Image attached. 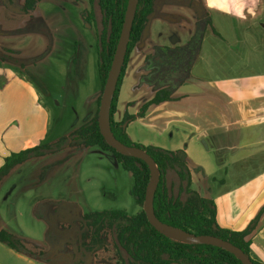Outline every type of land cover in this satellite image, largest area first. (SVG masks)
Returning a JSON list of instances; mask_svg holds the SVG:
<instances>
[{
  "label": "rangeland",
  "instance_id": "374dc122",
  "mask_svg": "<svg viewBox=\"0 0 264 264\" xmlns=\"http://www.w3.org/2000/svg\"><path fill=\"white\" fill-rule=\"evenodd\" d=\"M23 1L0 0V88L10 89L0 108V122L6 137L15 132V143L5 146L6 157L69 136L96 114V99L101 94L98 23L92 21L86 27L83 18L90 11L88 0H42L30 13L21 11ZM197 3L201 17L204 9ZM184 6L177 4L172 12L168 7L162 10L177 21L169 22V27H155L147 45L167 40L182 43L185 33L195 32L193 17L197 12ZM208 49L203 53L204 63L194 72L205 81L220 80L221 55ZM135 77L117 104L118 118L135 116L125 128L127 136L135 144L175 151L182 139L177 124L149 125L146 112L138 117L142 106L153 98L155 87L140 78L141 89L131 92ZM213 177L199 174L195 188L204 195L211 186L219 190L221 185ZM241 177L234 180L250 176ZM131 189V174L97 146L66 147L32 157L0 178V229L29 249L37 245L47 250L48 223L36 214V206L49 203L47 217L55 232L53 243L59 253L72 257L80 234L78 215L103 210L135 215L140 207ZM108 250L95 254L96 264H117ZM4 262L22 264L8 258Z\"/></svg>",
  "mask_w": 264,
  "mask_h": 264
},
{
  "label": "trees",
  "instance_id": "16d2710c",
  "mask_svg": "<svg viewBox=\"0 0 264 264\" xmlns=\"http://www.w3.org/2000/svg\"><path fill=\"white\" fill-rule=\"evenodd\" d=\"M42 0H24L21 11L30 13ZM171 4H181L197 12L198 23L190 40L181 47H157L154 55L147 56L149 69L142 80L155 87L152 99L146 102L138 117H143L151 106L170 101L173 93L190 78L204 33L210 27L211 19L197 0H165ZM162 0H138L127 52L111 100L108 122L112 135L128 147L145 151L155 162L159 179L152 205L156 218L162 223L197 236H211L227 241L248 256L252 264H264L251 257L250 242L246 236L254 229L257 218L244 231L221 228L216 222V205L213 200L201 197L191 188V173L184 150L169 151L155 146H144L130 141L125 128L135 116L126 114L122 121L114 120L120 87L128 57L134 47L148 35L153 18L169 16L160 13ZM90 11L83 14L86 23H98L97 32V72L101 84V94L105 85L112 59L122 30L128 0H88ZM199 15V16H198ZM101 94L97 97V112L92 119L74 130L69 136L53 144L26 148L6 157L0 167V178L12 167L32 157H41L66 147L97 146L108 152L111 159L121 165L132 176L131 195L140 211L130 215L124 210H103L79 214V237L72 257L59 253L53 243L52 224L48 220L50 205L38 203L36 214L48 223L46 240L48 249L33 245L27 248L20 239L0 229V243L17 253L44 264H96L95 254L112 253L117 264H243L233 253L210 244H188L172 240L156 230L144 212L145 196L150 180L146 163L138 158L123 155L109 146L100 133L98 109ZM59 204V203H58ZM71 207V205H68ZM81 231V232H80Z\"/></svg>",
  "mask_w": 264,
  "mask_h": 264
},
{
  "label": "crops",
  "instance_id": "0c3cea01",
  "mask_svg": "<svg viewBox=\"0 0 264 264\" xmlns=\"http://www.w3.org/2000/svg\"><path fill=\"white\" fill-rule=\"evenodd\" d=\"M198 2L211 19L216 34L207 27L190 78L175 91L170 101L148 108L146 119L149 125L170 126L172 121L177 124L182 139L175 149L186 153L191 188L215 202L216 222L221 228L244 231L257 218L246 240L250 242L251 257L264 263V0ZM175 6L164 4L160 12L168 15L162 10L168 7L172 12ZM193 20L195 30L196 14ZM175 21L177 19L173 18L172 22ZM169 22L160 17L152 19L148 37L130 53L117 104L131 88L129 80L133 77L136 76L131 92L141 89L140 78L146 73L145 57L155 47L183 45L194 33H185L182 43L167 40L147 45L154 28L169 27ZM208 48L221 55L220 80L205 81L194 72L204 63L203 53ZM6 90L0 88V108L4 106ZM7 91L9 93L10 89ZM117 113L116 105L114 120L120 122L122 119ZM4 131L0 122V167L7 156L6 144L11 147V143H15V132L6 137ZM199 174L214 176L215 183L221 185L219 190L211 186L205 195L200 193L195 188ZM248 175L246 179L234 180ZM5 258L22 264H44L0 243V264H5Z\"/></svg>",
  "mask_w": 264,
  "mask_h": 264
},
{
  "label": "water",
  "instance_id": "95a60500",
  "mask_svg": "<svg viewBox=\"0 0 264 264\" xmlns=\"http://www.w3.org/2000/svg\"><path fill=\"white\" fill-rule=\"evenodd\" d=\"M138 0H128L127 9L124 17L122 30L118 44L111 62L105 85L102 90L100 105L98 109V126L105 142L120 154L138 158L146 163L150 171L148 190L145 196L144 212L150 224L168 238L188 244H210L233 253L243 264H252L251 259L246 256L239 248L227 241L211 236H197L193 233L168 226L158 220L154 214L152 200L159 179V171L153 159L143 150L125 146L118 141L110 132L108 114L111 100L116 88L124 58L127 52V45L130 37L132 23L134 20ZM86 27H89L86 24ZM178 264V263H173Z\"/></svg>",
  "mask_w": 264,
  "mask_h": 264
},
{
  "label": "flooded vegetation",
  "instance_id": "af4514ba",
  "mask_svg": "<svg viewBox=\"0 0 264 264\" xmlns=\"http://www.w3.org/2000/svg\"><path fill=\"white\" fill-rule=\"evenodd\" d=\"M24 2V1H23ZM164 4H170V5H177V4H171V3H168V2H166V1H162L161 2V7H162V5H164ZM38 5V4H37ZM23 6V5H22ZM37 7V6H36ZM160 11H161V8H160ZM161 13V12H160ZM162 14V13H161ZM162 15H165L166 16V14H162ZM197 15V14H196ZM197 17V16H196ZM156 18H158V17H156ZM160 18H163L162 16L160 17ZM170 18V17H169ZM154 19V18H153ZM164 19V18H163ZM165 20H167V19H165ZM168 21H170V22H172L173 21V18L171 17V19L170 20H168ZM151 22V21H150ZM197 23H198V17H197ZM86 24H88L89 25V27L91 26V23H86ZM194 34V33H193ZM191 38V37H190ZM190 38L186 41V43L190 40ZM145 39V38H144ZM143 39V40H144ZM143 40H141V42L143 41ZM185 43V44H186ZM140 44V43H139ZM139 44H137V45H139ZM185 44H183V45H185ZM136 45V46H137ZM183 45H180V46H175V47H181V46H183ZM135 46V47H136ZM134 47V48H135ZM157 47H169V46H157ZM157 47H155V49H154V51L151 53V54H148L147 56H152V55H154V53H155V50H156V48ZM169 48H174V47H169ZM132 52V51H131ZM130 55V54H129ZM147 56L145 57V69H146V73L144 74V75H147L148 73H149V69H148V64H147V62H146V58H147ZM129 58V57H128ZM128 62V61H127ZM126 69V68H125ZM143 75V76H144ZM142 78V77H141Z\"/></svg>",
  "mask_w": 264,
  "mask_h": 264
}]
</instances>
